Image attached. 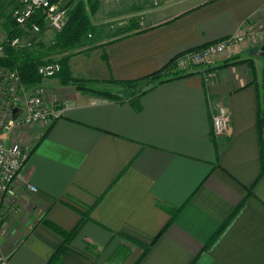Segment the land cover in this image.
<instances>
[{
    "label": "crops",
    "instance_id": "0c3cea01",
    "mask_svg": "<svg viewBox=\"0 0 264 264\" xmlns=\"http://www.w3.org/2000/svg\"><path fill=\"white\" fill-rule=\"evenodd\" d=\"M165 1L97 0L91 23L97 18L110 35L69 58L71 75L128 97L110 81L138 80L183 51L264 22V0H181V9ZM257 51L219 56L188 75L179 70L136 101L47 79L60 116L21 134L30 155L4 197L7 264H264V56ZM203 69L216 73L210 84ZM218 101L230 113L221 137L213 130ZM45 220L76 230L58 261L65 241Z\"/></svg>",
    "mask_w": 264,
    "mask_h": 264
},
{
    "label": "built area",
    "instance_id": "2783aa9c",
    "mask_svg": "<svg viewBox=\"0 0 264 264\" xmlns=\"http://www.w3.org/2000/svg\"><path fill=\"white\" fill-rule=\"evenodd\" d=\"M18 6L12 11L15 24L24 32L32 35L41 32L38 23L31 22L33 16L40 12L46 26L60 32L68 20L67 9L51 0H17ZM259 26L258 24H253ZM251 28V29H250ZM252 25L241 31L225 37L205 47L185 52L175 59L176 69L194 72L201 66H206L219 56L230 57L241 53L245 46L261 47L264 44V29ZM264 28V27H263ZM11 47L25 49L32 45L24 35H17L8 41ZM5 56V42L0 41V59ZM61 64L58 61L45 62L38 66L37 72L42 79H50L59 74ZM204 80L210 84L216 77L211 70H202ZM48 89L34 86L29 89L23 84L17 68L0 67V131L6 129H21L39 123H48L60 116L59 106L50 102L47 97ZM48 98V99H47ZM18 109L17 112L15 110ZM213 130L216 137L223 136L229 127L230 113L224 102L218 101L213 108ZM30 151L22 144L6 143L0 137V228L4 223V197L10 186L18 177L25 165ZM31 190L36 188L30 186ZM8 256L4 253L0 243V264H7Z\"/></svg>",
    "mask_w": 264,
    "mask_h": 264
},
{
    "label": "trees",
    "instance_id": "16d2710c",
    "mask_svg": "<svg viewBox=\"0 0 264 264\" xmlns=\"http://www.w3.org/2000/svg\"><path fill=\"white\" fill-rule=\"evenodd\" d=\"M51 1L61 2V0ZM18 4L19 3L17 0H13V7L11 9V12L4 16L7 21V40L5 41V56L0 59V65L11 68H17L20 72L22 81L27 85L38 84L42 80L41 76L37 72V68L39 65L45 62H51L55 60L51 58L53 54H63V56L58 60L61 64V71L58 75L61 76L63 82L73 83L80 90L90 91L92 93L99 94L102 97H106L112 100L122 101L123 99H129L136 101L139 100L142 95H144L146 92H148L155 86L167 82L178 76L177 73L179 70L176 69L175 64V59L177 56L185 52L199 50L206 46L203 45L200 47L189 49L187 51H183L179 53L168 66L138 80H111L110 83L112 85L124 88L125 90L130 92L128 97H123L119 94L113 93L112 91H104L90 88L86 85V83H89L88 80L74 78L69 71L68 60L70 57L96 47L95 43L97 40H90L89 36L93 37L94 39V25L91 23V17L96 13L98 9L97 0H80L75 4L73 3V0L70 1L68 4H66V6H64L68 11L67 23L60 32H57L55 34L53 42L48 46H46L44 43H39V46L41 48L31 47L25 49L13 48L8 43V41L13 37L24 34V30H21L15 24V21L12 18V11L16 6H18ZM87 6L89 10L86 9ZM0 9L3 12H0V17H3V14L6 13L7 9L6 4L5 2H3V0H0ZM40 14V12L36 13L31 19V22L38 23L41 26V34H43L44 31L48 29V27L46 26L44 19ZM149 29L151 28H145L132 32L121 38H118V40L145 32ZM246 61L249 62L251 69L254 72L253 62L249 60ZM192 73L193 72H189L185 75ZM44 223L64 238L65 243L56 252L54 257V259L58 261L60 256L66 250V243L72 239L76 230L67 232L49 221L45 220ZM157 238L158 237L153 238L152 243H154ZM148 248L149 247H146L145 250H147Z\"/></svg>",
    "mask_w": 264,
    "mask_h": 264
},
{
    "label": "rangeland",
    "instance_id": "374dc122",
    "mask_svg": "<svg viewBox=\"0 0 264 264\" xmlns=\"http://www.w3.org/2000/svg\"><path fill=\"white\" fill-rule=\"evenodd\" d=\"M12 1L13 0H3V2H5V4H6V7H7V9H6V13L5 14H3V17H0V41H6L7 40V33L3 30V28H2V22H4L5 20H6V18L4 17L5 15H7V14H9L10 12H11V9H12V7H13V5H12ZM79 0H73V3L75 4L76 2H78ZM86 1V0H85ZM168 0H166L165 2H167ZM154 2H155V4H162V3H164V0H161V2H159V0H154ZM169 2V4H170V9H179V7H180V9H181V0H169L168 1ZM56 3V2H55ZM57 3H59L60 5H62V6H66V4H67V1H63V3H62V0H61V2H57ZM129 7H130V5H124V6H120V7H118L117 8V10L120 12H122V11H124V10H128L129 9ZM86 9L87 10H89L88 9V6L86 7ZM0 12H2L1 11V9H0ZM3 13V12H2ZM121 19H122V21L123 20H125V19H130V17H132V16H130V17H128V15H126L127 17H124L123 16V14H121ZM110 17L112 18V19H115V18H113V14L112 15H110ZM132 18H134V19H136V20H139V21H142V18H140V16H133ZM117 19H115L114 20V22H116L117 23V21H116ZM92 21H94V23L95 24H93L94 25V39H93V37H90L89 36V39L91 40H99L100 38H101V34L102 35H104V36H106L107 37V35H108V37H109V33H110V31H108V30H106V28H110L109 26H106V28L104 29V27L105 26H98L97 24H96V21H97V18H96V20H94V18H93V20ZM119 22H121V21H119ZM256 24H258L259 26H254V25H252L253 27H255V28H262V29H264L263 27H264V22H260V23H256ZM247 28H249V27H247ZM254 28V29H255ZM49 29V28H48ZM251 29V28H250ZM106 30V31H105ZM110 30V29H109ZM242 30V29H241ZM241 30H239V31H241ZM238 31V32H239ZM57 32H55V31H53V30H51V31H44V33L43 34H41V32L39 33V34H36V35H32V37H29V38H26L28 41H30V42H32V45L30 46V47H28V48H34V47H36V48H41L40 46H39V43H44L46 46H48L49 44H51L52 42H53V40H54V36H55V34H56ZM114 33H118V32H116V31H113V30H111V34H114ZM122 33H125V32H122ZM41 35H42V37H41ZM44 38V39H43ZM88 42V41H87ZM260 47L258 46V47H253V46H250V45H247V46H245V48L244 49H242L243 51L242 52H245V51H248V50H251V51H255V50H258ZM241 52V53H242ZM240 54V53H239ZM239 54H236V55H231L230 57H232V56H238ZM63 56V54L62 55H60V54H53L52 56H51V58L52 59H55V60H53V61H58L61 57ZM228 58V57H227ZM233 58V57H232ZM248 60H252V59H248ZM59 62V61H58ZM3 65H0V67H2ZM4 67H6V66H4ZM8 68H11V67H8ZM47 79H42L38 84H32V85H27V84H25L23 81V84L24 85H26L27 87H29V89L30 88H32V87H34V86H43L44 88H46L47 89V86L45 85V81H46ZM86 85L87 86H89L90 88H93V89H97V90H104V91H108V89L107 88H103V87H94V84H91V83H86ZM143 86V85H142ZM96 95H99V94H96ZM99 96H101V95H99ZM47 97L49 98V95L47 94ZM47 98V99H48ZM49 100V99H48ZM23 130H24V128H21V129H13V130H11V129H6L5 131H3V132H1L0 131V137H1V139L3 140V141H5V142H7V141H9V143L10 142H12V143H18V144H22V145H24L25 146V144L27 143V144H29V142H24V140L21 138V134H22V132H23ZM12 134V135H11ZM26 147V146H25ZM27 148V147H26Z\"/></svg>",
    "mask_w": 264,
    "mask_h": 264
},
{
    "label": "water",
    "instance_id": "95a60500",
    "mask_svg": "<svg viewBox=\"0 0 264 264\" xmlns=\"http://www.w3.org/2000/svg\"><path fill=\"white\" fill-rule=\"evenodd\" d=\"M257 55L258 56H264V44L258 49ZM17 111H18V109L15 110V112H17Z\"/></svg>",
    "mask_w": 264,
    "mask_h": 264
}]
</instances>
